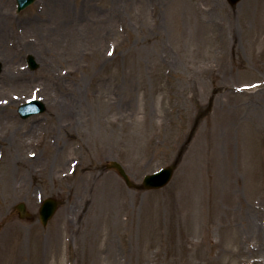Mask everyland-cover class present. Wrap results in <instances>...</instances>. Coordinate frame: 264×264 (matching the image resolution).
<instances>
[{"label": "rangeland", "instance_id": "obj_1", "mask_svg": "<svg viewBox=\"0 0 264 264\" xmlns=\"http://www.w3.org/2000/svg\"><path fill=\"white\" fill-rule=\"evenodd\" d=\"M0 10V264H264V0ZM30 97L47 109L22 118ZM177 159L160 189L107 168Z\"/></svg>", "mask_w": 264, "mask_h": 264}, {"label": "water", "instance_id": "obj_2", "mask_svg": "<svg viewBox=\"0 0 264 264\" xmlns=\"http://www.w3.org/2000/svg\"><path fill=\"white\" fill-rule=\"evenodd\" d=\"M31 1L32 0H19L20 7L23 8L24 6L28 5ZM231 1L235 2L237 0H231ZM31 64L33 67L36 66V64L32 59H31ZM39 106L41 109H43V106L41 104H39ZM30 108L35 109L34 105H31ZM114 166L117 167L120 170V172L126 177L127 181H129L127 175L125 174L124 170L120 167V165L115 163ZM172 173H173V167H168L161 173L149 176L145 181V185L147 187H160L168 182V180L171 178ZM22 207L20 208L22 209ZM56 208H57V202L54 201L53 199H48L45 202L41 212L42 220L44 224L48 222L49 218L53 215Z\"/></svg>", "mask_w": 264, "mask_h": 264}, {"label": "bare ground", "instance_id": "obj_3", "mask_svg": "<svg viewBox=\"0 0 264 264\" xmlns=\"http://www.w3.org/2000/svg\"><path fill=\"white\" fill-rule=\"evenodd\" d=\"M61 1V0H60ZM58 2H59V0H55V3L56 4H58ZM30 22L32 23V24H34V23H37V21L36 20H33L32 18L30 19ZM39 26V25H38ZM8 29H9V27L7 26V20L4 18V16H3V13H2V11L0 10V35H3V36H6L7 35V32H8ZM3 38L0 36V40H2ZM8 59V56L6 57V60ZM10 82H13V81H10ZM9 82V83H10ZM9 83H4V81H0V85L1 86H3V85H5V84H9ZM253 92V91H252ZM252 92H249V94H251ZM61 110H63V108L61 109ZM72 110H73V108H72ZM16 119V118H15ZM14 119V120H15ZM10 123H12V124H14V123H16L15 121H10ZM33 130V129H32ZM32 130H30V131H32ZM18 140V139H17ZM7 146H9V144H7ZM1 162V161H0ZM10 170H12V168L10 167ZM11 174H13V171L11 172ZM74 225V224H73ZM67 223L65 224V228H67ZM58 227V228H57ZM57 228V231H60L61 230V226H60V223H57V225H56V227H55V229ZM68 229H72L71 228V225H70V227H68ZM34 234H35V236L36 237H38L39 236V234H37V233H35L34 232ZM53 238V237H52ZM57 238L58 237H56V238H53L54 240H57ZM39 241H40V238H39Z\"/></svg>", "mask_w": 264, "mask_h": 264}]
</instances>
